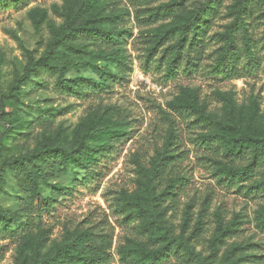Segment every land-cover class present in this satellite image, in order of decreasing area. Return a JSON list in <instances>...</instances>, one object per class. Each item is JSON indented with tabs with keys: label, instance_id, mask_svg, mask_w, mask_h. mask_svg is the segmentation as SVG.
I'll return each mask as SVG.
<instances>
[{
	"label": "rangeland",
	"instance_id": "obj_1",
	"mask_svg": "<svg viewBox=\"0 0 264 264\" xmlns=\"http://www.w3.org/2000/svg\"><path fill=\"white\" fill-rule=\"evenodd\" d=\"M179 1L0 2L1 88L23 74L29 54H47L57 71L39 66L0 106V207L14 214L0 222V264L45 259L72 231L91 236L96 250L48 264H145L165 235L139 204L167 141L162 179L153 180L156 208L170 235L194 253L171 251L156 264H264V163L250 166L245 155L236 163L246 175L230 179L226 156L249 137L264 138V6L247 0L255 4L245 15L252 48L244 50L238 24L233 67L218 59L238 0H215L192 46L169 68L187 22L188 9L175 10ZM76 11L85 31L71 37ZM44 146L74 157L38 177L41 195L52 200L40 212L20 170ZM170 178L182 182L174 194L164 190ZM217 215L232 224L222 236Z\"/></svg>",
	"mask_w": 264,
	"mask_h": 264
},
{
	"label": "trees",
	"instance_id": "obj_2",
	"mask_svg": "<svg viewBox=\"0 0 264 264\" xmlns=\"http://www.w3.org/2000/svg\"><path fill=\"white\" fill-rule=\"evenodd\" d=\"M5 1H14V0H0V2ZM23 1V0H22ZM215 0H180L181 8H175L177 12L182 9H188V14L186 16V24L182 28L177 43L174 46V51L172 53L169 68H173V64L179 60L181 50L185 48V45L189 47L192 46L194 37L198 33L199 29L204 27V23L207 19L208 13L213 9ZM256 5L264 6V0H255ZM253 3L249 4L247 0H238L233 11V20L230 22L227 27V32L225 34V43L221 47L219 53V66L224 69H229L234 66V60L237 59L241 53L240 48L238 47L233 31H238V24L242 26V41L244 50L252 48L251 46V34L247 29V22L245 21V15L252 10ZM264 13V9L263 12ZM78 24V25H77ZM85 28L79 25V12H73L69 14V35L71 37L81 35L84 33ZM263 40H264V28H263ZM108 41V40H107ZM106 42V40H105ZM188 54V53H187ZM42 66L47 68L53 74L57 73L54 71V66L49 62L47 54L43 55L39 59L35 60L30 54L28 55L27 64L24 67L22 75H17L13 81L8 85V87L3 90L0 86V106H3V99L12 97L13 92L18 89L19 85L22 82H25L30 79L31 75L36 74L38 67ZM189 106L179 105V108H188ZM164 145L161 149L157 151V156L152 163V167L149 169V174L147 176V184L143 188V203L139 204L140 214L148 218L150 223L162 230V233L165 235V240L162 241V244L157 249L151 250L147 253L145 257V264H156L160 259L166 257L171 251L176 253L179 249L184 250L189 256L194 253L193 247H191L186 241H183L182 238L174 237L170 235V226H168L162 217L161 210H157V199L160 194H155L153 184L154 178L162 179V173L164 168H161L158 171L159 167L165 166L166 162L164 161L167 156L166 153L169 150L168 144ZM88 147V146H87ZM248 155L250 158V166H256L258 164L264 163V138H253L249 137L247 142H241L235 146V148L228 149L226 151V156H229L233 164L228 169V177L230 179L240 178L246 175L245 166L239 164L236 161ZM72 153H67L65 150L60 148H49L44 146L41 152L33 154L32 156L25 158L27 159L26 166L22 165L20 171L23 173L25 181L29 185V190L31 192V204L33 207L43 212L47 210L52 205V200L48 197L41 195L40 187L38 185V177H44L52 174L54 168L58 166H64L67 162L73 159ZM168 157V156H167ZM24 158L22 160H15L17 163H24ZM16 164L10 162L8 165L12 166ZM18 165V164H17ZM182 185V182L179 178H170L166 181L164 190L169 194L175 193V188ZM14 214L9 210H5L0 207V222L8 224L13 221ZM218 222L219 234L222 236L227 231H231L232 224L230 222L223 223L222 218L217 215L216 217ZM6 230V229H5ZM2 230H0L1 232ZM80 234L76 232H69L65 237V242L52 254H50L45 259L35 262L34 264H48L53 262L54 259L59 254H65L70 256L72 259H83L87 254V249L96 250L97 242L93 240L91 236L86 234ZM40 242L44 243L48 239L46 230L43 229L39 233ZM167 237V238H166ZM173 248V250H171ZM198 257V255H197Z\"/></svg>",
	"mask_w": 264,
	"mask_h": 264
}]
</instances>
